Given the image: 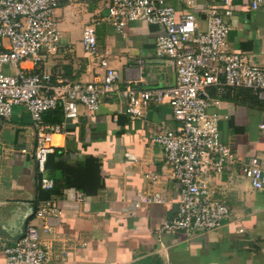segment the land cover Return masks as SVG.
Returning <instances> with one entry per match:
<instances>
[{"label": "crops", "instance_id": "obj_1", "mask_svg": "<svg viewBox=\"0 0 264 264\" xmlns=\"http://www.w3.org/2000/svg\"><path fill=\"white\" fill-rule=\"evenodd\" d=\"M107 0H66L55 10L61 35L58 50L46 54L39 66L54 77L73 82H93L103 78L99 58L119 73L123 88H160L176 80L173 61L156 54V39L163 28L145 21H130L118 30L106 21L95 25L99 58L86 53L83 30L99 19ZM180 17L197 15L206 27L204 8L216 7L232 26L229 49L247 55L264 67V3L256 10L248 0H196L190 7L168 0ZM22 67L34 70L31 60ZM6 71H11L6 66ZM216 97L214 90H210ZM127 102L116 93L97 111L79 105V116L66 119L54 134V150L61 156L51 159L57 168L49 171L55 185L73 177L76 186L50 194L61 207L58 216L36 222L35 212L47 199L40 184L35 160L36 129L24 107L14 108L12 117H0V234L13 243L30 224L41 227V237L51 254L46 264H264V188L253 189L234 164L209 180L215 199L227 203L231 216L223 227L211 232H159L160 224L173 218L178 209L180 183L175 180L161 148L152 144V133L175 128L167 102L151 103L140 117L126 113ZM218 113L220 138L234 152L245 157L258 155L264 162V103L251 91L238 89L221 99ZM44 114L47 123L53 116ZM51 124V123H50ZM26 150V151H23ZM60 165H62L60 167ZM96 165V166H95ZM64 168V171H63ZM67 169V170H66ZM96 194L86 195L79 185ZM55 187V186H54ZM143 197H160L136 207ZM49 225L50 231L42 229ZM242 228V230H240ZM0 264L6 256L0 247Z\"/></svg>", "mask_w": 264, "mask_h": 264}, {"label": "built area", "instance_id": "obj_2", "mask_svg": "<svg viewBox=\"0 0 264 264\" xmlns=\"http://www.w3.org/2000/svg\"><path fill=\"white\" fill-rule=\"evenodd\" d=\"M63 1L66 0H0V117L9 120L18 106L29 113L36 129L35 160L41 187L47 191L54 189L47 161L54 152L53 136L64 127L47 123L43 117L47 111L61 104L65 118L76 119L79 105L97 111L103 101L120 93L127 102L126 113L141 118L151 103L167 102L179 126L156 131L150 139L162 149L172 177L180 183V194L176 215L164 220L158 230L194 234L222 228L232 211L227 203L214 198L209 180H214L231 163L250 180L253 189L261 190L264 162L258 155L245 157L223 143L219 130L221 116L210 108L219 107L223 97L238 89L250 90L264 103V67L229 49L232 26L210 4L203 10L206 27L201 29L196 14L188 12L178 17L168 0H107L102 16L84 27L82 44L86 53L99 58L95 25L101 21L118 30H123L130 21L158 25L163 33L156 39V54L173 61L175 82L160 88L139 89L131 85L122 88L118 71L103 58H99V64L105 73L99 81L84 83L54 77L39 64L44 53L54 54L58 50L61 35L55 10ZM178 1L190 7L197 5L196 0ZM248 1L254 10L264 3V0ZM223 3L230 5L231 0ZM27 60L33 62L34 70L22 67ZM210 90L217 96L212 97ZM259 128L264 130V123ZM162 201L160 197H143L135 205ZM60 213L56 200H44L35 212V220L45 223L46 218ZM42 229L50 231L47 224ZM40 232V226L30 224L11 244L4 243L0 234L6 264H46L51 248Z\"/></svg>", "mask_w": 264, "mask_h": 264}, {"label": "trees", "instance_id": "obj_3", "mask_svg": "<svg viewBox=\"0 0 264 264\" xmlns=\"http://www.w3.org/2000/svg\"><path fill=\"white\" fill-rule=\"evenodd\" d=\"M248 90V89H246ZM250 91V90H249ZM49 114L48 116H53V120L52 122H50L51 124H60V121L62 119V115L64 116V112H63V107L61 104H58L57 107L55 109H52V110H49L47 111ZM65 117V116H64ZM45 120V119H44ZM47 121V120H46ZM61 154L59 152V150H54L53 153H51L49 156H48V161H47V168L48 169H51V168H57L55 166H58V163H54L51 165V159H55L56 157H60ZM62 165H60L61 167ZM96 166V165H95ZM62 168V167H61ZM67 170V169H66ZM63 171H64V168H63ZM58 184V183H57ZM55 185L54 189L53 190H50V191H45V192H48L49 193V196L47 199L50 198V194H60L65 187H69V186H76L75 184V181H74V178L72 177H67L66 178V181L64 183H62L63 185ZM79 185V184H78ZM79 187L81 188V190L86 193V195H92V194H96L98 189L102 188V186H99L98 188H96L95 190L93 191H90L84 187H81V185H79ZM43 189V188H42Z\"/></svg>", "mask_w": 264, "mask_h": 264}, {"label": "rangeland", "instance_id": "obj_4", "mask_svg": "<svg viewBox=\"0 0 264 264\" xmlns=\"http://www.w3.org/2000/svg\"><path fill=\"white\" fill-rule=\"evenodd\" d=\"M6 67V66H5ZM5 69H7V68H5ZM10 70H11V68H10ZM8 73H12V70L11 71H8Z\"/></svg>", "mask_w": 264, "mask_h": 264}, {"label": "water", "instance_id": "obj_5", "mask_svg": "<svg viewBox=\"0 0 264 264\" xmlns=\"http://www.w3.org/2000/svg\"><path fill=\"white\" fill-rule=\"evenodd\" d=\"M25 230H26V228H25ZM25 230H24V232H25ZM24 232H23V234H24ZM23 234H21V236H22ZM19 237H20V236H19ZM19 237H18V238H19Z\"/></svg>", "mask_w": 264, "mask_h": 264}]
</instances>
